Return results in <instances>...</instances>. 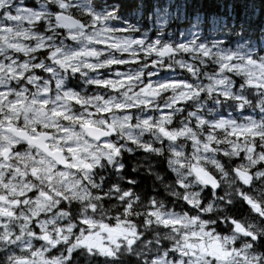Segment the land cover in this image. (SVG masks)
Segmentation results:
<instances>
[{"label": "clouds", "instance_id": "obj_1", "mask_svg": "<svg viewBox=\"0 0 264 264\" xmlns=\"http://www.w3.org/2000/svg\"><path fill=\"white\" fill-rule=\"evenodd\" d=\"M0 264H264V0H0Z\"/></svg>", "mask_w": 264, "mask_h": 264}]
</instances>
